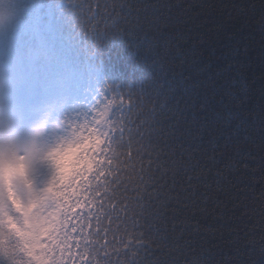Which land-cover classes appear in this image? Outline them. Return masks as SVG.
I'll list each match as a JSON object with an SVG mask.
<instances>
[{"label":"trees","instance_id":"1","mask_svg":"<svg viewBox=\"0 0 264 264\" xmlns=\"http://www.w3.org/2000/svg\"><path fill=\"white\" fill-rule=\"evenodd\" d=\"M78 2L0 0V16H8L0 23L2 61L14 67L15 86L33 88L39 119L54 101L64 118L75 119L91 103L96 82H107L166 100L182 129L199 131L192 146L221 149L225 158L248 154L255 157L250 166L264 163V0H137L141 25L100 46L94 57L67 15ZM90 130L86 146L74 141L78 170L47 205V217L56 213L50 243L58 240L61 214L100 164L104 138ZM46 174L49 182L48 165ZM194 239L215 245L210 261L264 264L259 243L236 251L227 237ZM21 245L15 233L0 231V264H27Z\"/></svg>","mask_w":264,"mask_h":264},{"label":"snow or ice","instance_id":"2","mask_svg":"<svg viewBox=\"0 0 264 264\" xmlns=\"http://www.w3.org/2000/svg\"><path fill=\"white\" fill-rule=\"evenodd\" d=\"M141 11L137 0L67 7L92 57L140 26ZM5 83L0 76V99ZM91 91V103L63 121L73 134L95 129L103 136L100 164L61 214L60 250L41 241L53 264H219L209 260L215 245L196 244L200 234L227 237L236 251L264 245V163L250 166L255 157L248 154L225 158L221 149L192 146L199 131L182 129L155 94L107 82Z\"/></svg>","mask_w":264,"mask_h":264},{"label":"clouds","instance_id":"3","mask_svg":"<svg viewBox=\"0 0 264 264\" xmlns=\"http://www.w3.org/2000/svg\"><path fill=\"white\" fill-rule=\"evenodd\" d=\"M7 15L0 16V23ZM46 163L52 170V176L43 191L26 198L19 195L18 183L23 181L26 193L31 192L32 186L28 181L29 167L34 157ZM80 160L77 146L74 142L56 144L49 148H41L29 133L23 138L15 135L14 130L8 124L0 133V231L14 233L23 223L29 230H35L37 234L44 230H52L56 226V213L48 218H37L36 209L40 203L49 197L58 186L68 185L74 172L78 170ZM17 223H13L17 221ZM22 240L25 237H21ZM28 247H24L23 255L27 264H53L51 248L60 250V240H54L51 248L34 249L31 241H27ZM23 247V245H21ZM31 253V255H29Z\"/></svg>","mask_w":264,"mask_h":264},{"label":"rangeland","instance_id":"4","mask_svg":"<svg viewBox=\"0 0 264 264\" xmlns=\"http://www.w3.org/2000/svg\"><path fill=\"white\" fill-rule=\"evenodd\" d=\"M0 76L5 80V94L0 99V133L3 132V127L8 124L14 130L17 137L23 138L29 133L38 143L41 148H49L56 144H62L67 142H74L75 140L86 146L90 141L87 136L91 135V130L87 132L81 129L76 133V137L73 138V133L70 132L66 123L63 121L64 113L59 104L54 101L49 106V109L42 113L40 119L35 108L32 87L24 90L20 87L15 86L14 67L12 64H5L2 61L1 55V44H0ZM71 138L73 140H71ZM47 164L39 160L38 156L34 157V161L29 167L28 181L30 182L32 189L31 192L26 193L23 187V181L18 183L19 195L25 196L26 198L35 195L43 191L47 186ZM50 197L43 200L39 207L36 209L35 215L39 218L47 217V205L50 201ZM14 221L13 223H17ZM20 228L24 231L14 232L22 241V251L24 247H28L27 241H31V247L34 249L45 248L46 245L42 244L41 241L47 238L51 241L52 230H44L37 234L33 230H29L23 223H20ZM21 237H25L24 240ZM31 255V253H29Z\"/></svg>","mask_w":264,"mask_h":264}]
</instances>
